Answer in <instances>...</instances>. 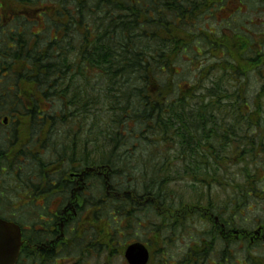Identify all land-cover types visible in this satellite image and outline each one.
<instances>
[{
  "label": "trees",
  "instance_id": "1",
  "mask_svg": "<svg viewBox=\"0 0 264 264\" xmlns=\"http://www.w3.org/2000/svg\"><path fill=\"white\" fill-rule=\"evenodd\" d=\"M255 4L256 0H249L252 8ZM213 5L226 8L225 0H0L1 10H8L6 19L33 24L43 18L56 34L51 37L54 40L50 36L41 38L40 33L18 32L7 36L16 46L17 55L22 54L24 60L30 58L26 62L29 71L33 69L43 81L42 85L34 84L39 82L38 78L25 76L27 68L23 67V89L35 86L36 94L53 99L52 132L47 128L49 124L43 123L44 115L43 120L37 115L28 120L39 131L41 149L45 148L42 139L49 138L51 133L58 135L53 139L55 154L41 162L43 169L50 168L47 165L51 162L69 165L101 162L113 169L110 176L114 188L127 191L128 185V190L139 197L153 198L169 210L190 204L194 199L209 203L211 187L223 189L231 212L237 213L241 205L245 207L247 199L242 197L243 187L237 181L238 167L228 166L229 158L230 162L238 159V144L229 142L227 137L238 138L230 136L238 132L231 119L244 121L241 117L244 103L256 115H264V106L258 98H247V90L236 84L237 75L233 74L246 75L263 61L255 54L252 43L201 26L202 14H208ZM42 40L46 42L43 45L49 42L56 48L40 51ZM31 41L37 43L36 48H30ZM26 63L23 61V65ZM183 64L193 67L182 71ZM193 71L195 81L184 84L177 80L181 73L191 76ZM0 94L8 99L7 104L1 100V105L16 106L13 111L23 107L14 105L15 94L9 93L5 85L1 86ZM23 97L29 99L24 92ZM93 107L95 116L97 112L103 115L102 121L108 125H101L94 115L91 121ZM24 112L28 111L22 108L20 113ZM245 124L254 129L253 123ZM257 129L264 130V123H258ZM231 170L234 176H230ZM15 179L13 176L7 180L14 183ZM180 180L184 190L198 185L206 195L201 193L198 199L177 193L170 185ZM28 181L20 179L25 187L32 183ZM103 196L102 212L112 201ZM113 203L121 216L129 215L127 202ZM114 208L109 213L113 222ZM154 208L150 201L148 213L142 218L153 216ZM142 211L135 214L141 215ZM166 217L172 216L159 215L150 228L154 234L164 235L161 244L173 247L174 238L182 235L183 223ZM224 219L235 228L245 224L239 214ZM253 222L255 225L249 221V226L256 228L264 225V218ZM107 229L111 235L106 234L105 243L110 245L113 230ZM206 231L205 239L198 242L204 243L200 248L206 247L198 250L199 262L212 250L207 243L214 242L215 246L219 243L218 238L213 239V232ZM236 243L232 240L229 245L230 254H226L229 264H264L263 256L251 252L254 247L241 249ZM220 249L223 250L222 246ZM240 253L244 257L239 258Z\"/></svg>",
  "mask_w": 264,
  "mask_h": 264
},
{
  "label": "flooded vegetation",
  "instance_id": "2",
  "mask_svg": "<svg viewBox=\"0 0 264 264\" xmlns=\"http://www.w3.org/2000/svg\"><path fill=\"white\" fill-rule=\"evenodd\" d=\"M233 4L235 3H227L226 8H217L213 5L212 8L216 10H211V8L208 16L210 15L214 20L212 22L217 24L219 21H226L227 13L233 11ZM252 9L256 11V32L254 36H249L242 31L226 32L223 30L219 32L217 24L210 26L208 24L207 27H210L208 29L214 33L217 31L222 36L239 37L241 42H250L254 45L255 54L261 56L262 64L247 72L246 75L233 74L237 76H234L235 80L233 78L232 80L240 88L247 90L246 94L249 100L258 98L260 104L264 106V0H256L255 8ZM236 13L237 10L233 11L232 15ZM3 54L7 55H4V58L8 59V53L5 51ZM3 62L5 61H0V92L2 85H7L10 89H18L14 105L27 107L29 103L22 98L20 91V87H22V72H20L22 67L15 66L18 69L14 71V69H10L11 66L3 67ZM252 88L255 90V95L249 97L248 93ZM4 97V94H0V101L2 100L7 104L8 99ZM37 102L40 103V101ZM48 103L49 105L53 104L51 100ZM40 108L42 112L45 111L42 106ZM250 108H252L250 105L244 103L241 106V114L243 115L241 117L246 123L247 121L253 123L254 129L246 125L247 129L244 131L230 134V136H238L237 139L227 137L229 142L238 144V159L231 163L228 157L230 163L228 166L238 167L240 173L239 184L243 187L241 194L245 200L247 199L244 202V205L247 203L246 206L241 205L238 207L237 213L231 212L227 206L229 201L226 199V194L221 189L220 193L224 195V199L212 201L208 197L209 203L205 205H200L202 203L197 200L194 205H181V210L176 211L178 223H183V220H193L194 216L210 219L212 223L214 218L220 220H218L217 226L212 227L213 239L218 238L219 243H217V246L214 245V242L207 243V246L211 245L212 250L202 257L201 262L198 260V250L206 248H200V246H204V243L194 241L180 243L181 248H172L171 244L157 243L154 245L156 247H152V243L146 244L141 240L131 239L128 228L121 225L109 229L113 230V242L108 245L105 243V236L106 234L111 235V233L106 232L108 229L102 226L103 175L87 171V167L96 165L76 163L70 167H64L66 164L64 162H51L47 165L50 166L47 170L43 169L41 163L34 164L35 177L30 178L31 181L33 180L31 189L22 195L23 203L19 207L24 209L23 213L25 215L30 214L33 221L30 226H20L22 245L16 264H112L116 257L120 259L121 264H129L125 259V250L130 244L139 241L149 252V259L146 264H229L226 254L227 252L230 254L229 245L232 240L237 241L238 243L235 245L241 247V249L242 247H248V249L255 246L258 248L264 247V225H258L256 228L249 226L250 218L259 217L257 215L259 209H261L262 214L259 218H264V130L257 129L258 123H264V115L253 114ZM51 118V116L45 115L43 123L50 124ZM5 119L9 123L14 122L11 117ZM38 119L43 120L41 117H38ZM112 171L113 169L110 172L112 173ZM211 185L213 184L211 183ZM216 188L211 187L208 194L212 195L217 192ZM120 189L113 187L111 179L110 191L112 190V192L107 196L115 204L127 202L129 214H135L137 209H134V207L137 206H139V210H143L144 207L150 204V201L153 202L154 206L159 204L157 206L159 211L163 209L161 215L166 212L170 213L166 206L160 205L153 198H142L133 190L124 191ZM7 190L4 191L0 188V217L7 216L6 218L12 219L13 217L7 214L8 206L3 201ZM253 204L260 206L257 211L255 207H252ZM30 205L32 211L27 208ZM215 205L217 209L214 208ZM255 213V217H251ZM236 214L243 217L245 224L238 228L235 233L236 230L233 229L234 227L231 226L230 222L223 220H225V217H235ZM113 216L116 223H119L121 214L117 206ZM220 246H222V251ZM169 250L176 251V254H167ZM156 254L159 255L158 259H154Z\"/></svg>",
  "mask_w": 264,
  "mask_h": 264
},
{
  "label": "rangeland",
  "instance_id": "3",
  "mask_svg": "<svg viewBox=\"0 0 264 264\" xmlns=\"http://www.w3.org/2000/svg\"><path fill=\"white\" fill-rule=\"evenodd\" d=\"M225 2L227 4L228 0H225ZM209 8L211 9L212 7H209ZM209 8H206V9H209ZM232 8H233V11L237 10V13L232 15L233 11L228 12L226 21H219L218 24L214 23V22H212V21H214L213 18L210 15L208 16V14L206 12L207 15L202 14L203 19L199 20L200 22H202V25L198 21H197V23H198V25L204 26L206 28H210V27H207L208 24H209V26L213 25V24H217V28H218L219 32H221L223 30L226 32L242 31L249 36H254V34L256 32V27H255L256 11H255V9H252V5H249V0H238L237 3L233 4ZM239 9H241V10L239 11ZM211 10L215 11L216 9L212 8ZM6 15L8 16V10L6 8L4 10H1V8H0V61L1 62L5 61L2 63V64H4L3 67L11 66V68L14 69V71H15L18 68L16 69V67H15L16 65L12 64L14 62L10 61V58L14 57V54L11 52L12 49L10 48L6 51L8 53V56H9L8 59H5L4 58L5 54H3V52H5V50H6L4 48H5V46H7V43H8V41L6 40V35H5L6 33H9V34L14 33V32L15 33L26 32V34L27 33H40L41 38H43V37L49 38V36L51 38V37H54V35H56V34L54 32L53 27L50 26L48 28L49 25H48V21H46V19L40 18V19H37V21L34 22L33 24L32 23L25 24V22H23L21 19H15L13 21L10 19V17L8 19H6L7 18ZM205 16L207 18L206 20H205ZM50 40H54V39L51 38ZM252 42H254V41L252 40ZM45 43L46 42H44V40H42L41 42L39 41V50L40 51H45V50H51L52 51L53 49L56 48L55 44L53 45L52 43L50 44L48 42L46 45H43ZM8 45H9V43H8ZM29 45H30V48H34L37 45V43L35 44L34 41L33 42L31 41L29 43ZM49 46L52 49H49L50 48ZM46 47H47V49H46ZM5 56H7V55H5ZM20 57H22L21 63H23V61L26 63V62H29V60H30L29 57H26L27 59L25 58V60L23 59L22 55H20ZM21 63L19 62V65H22ZM22 66L26 67L29 65H28V63H26V65L24 64ZM191 67H193V66L183 64L181 66V69H182V71H188ZM191 73H192L191 76L189 75V73H186V74L181 73V75L178 76L177 80L182 81L184 84H188L191 81H195L196 76L195 75L193 76L194 71ZM26 75L32 76V72L26 71L25 76ZM214 76H212V79H215ZM24 89L27 90V89H29V87L25 86ZM28 93H31V91H29ZM197 94H200V92H198ZM254 95H255V90H254V88H252L249 91L248 96L252 97ZM45 100L50 102V100H48V99H45ZM46 101H44V100L40 101V103L44 109L48 108V102H46ZM31 104L32 103H30V105ZM15 108H16V106H11V105H8V106L7 105H1L0 106V178L5 179V180H0V188L4 191L6 189H8V191H6V198L8 200V205H7L8 206V212H7L8 215L15 218L16 220L20 221L23 226H29V223L31 221H33V218L31 217L30 214L25 215L23 213L24 209L19 207L23 203L22 195L31 189L30 178L35 177L34 164L35 163H41L42 161L49 159L50 154H52V153L55 154L54 150L52 149L53 145H54L53 139H56V136H58V135L57 134L55 135V133H51L49 135V138L45 137L44 139H42L41 140L42 147H45V148L41 149L38 146V143L40 141L37 142V140H38L37 136L39 135V131L37 130V128L32 123H30L28 121V120L32 121L35 118L36 113H37L36 110L35 111L33 110L34 114L31 113L33 111H31V112L28 111V112L23 113L24 116L23 115L19 116V112L15 113V111H13ZM19 110H21V108ZM95 112H96L95 108L93 107L92 112L90 113L91 121L94 118H95V120L99 118L101 120V125L105 124L102 121L104 116L99 114L98 112L96 113V116H95ZM13 113L20 117V119H19L20 122L18 121L15 124H12L11 122L8 124H4L3 123L4 115L5 114L11 115ZM92 115H94V118ZM223 117H224V115H223ZM231 121H233V123L237 124V127H238L237 131L238 132L244 131L246 129L245 128L246 124L244 121L237 120V119H231ZM105 125H108V124H105ZM53 129L54 128H52L50 132H52ZM83 137H85V136H83ZM69 153H70V150H69ZM138 159L140 160L139 157H138ZM236 160L237 159H231V162L236 161ZM225 161H227V159H225ZM72 165H74V164L71 163L69 165L66 163L64 165V167H68V166H72ZM1 169H6V172L5 173L2 172ZM201 172L202 171H200V173ZM7 173L10 175H8ZM14 173H16V174H14ZM234 174L235 173H233L231 170L230 176H234ZM13 176L16 177L15 183H11L10 181L7 180L8 178H12ZM20 179L23 181L29 180L27 183L30 184V186L25 187L24 185H22V182H18ZM182 180L178 181L177 183H173V184L171 183L170 187H172L173 190L177 191V193L178 192L186 193L185 196L190 197V198H198L199 199L202 196V195H200L201 193L203 195H206L203 193V191L201 190V188L198 185L196 186V188H186L184 190V185L182 184ZM237 181H239L238 177H237ZM190 184H192V180H191ZM126 187H127L126 188L127 190L130 188V186H128V185ZM216 191L217 192H214V194H212V195L208 194V197H210L209 200L218 201V200L224 199V195H222L220 193L221 189L220 188L216 189ZM104 194L105 193H104V188H103V195ZM103 198H105V197L103 196ZM112 201L108 202L104 206L105 212H104V210L102 212L103 227L105 226L106 228H111L113 226H119V225L125 226L128 228L129 233H131V239L141 240L146 244L152 243L151 244L152 247H156L154 245L161 242L160 238L164 237V235L162 234V236L160 237L159 234H154L152 232V230H154V229L150 228L152 226V223H157L158 216L159 215L161 216V211L163 209H161L160 211L157 209V206L159 204L155 205V208H154L155 210L153 212V216L148 215L147 218H145V219L142 218V216H144L147 212V210H146L147 207H144V209L142 211L143 214H141V215L129 214L126 218L124 216H120L121 220L119 221V223H116L115 220H114V222L112 221L111 216L109 214L113 211V206H115L114 210H116V205H114V203ZM193 202H195V199L193 200ZM196 203H198V202H196ZM203 203H204V201H203ZM194 204L195 203H192L191 205H194ZM252 207H255V209L257 211L258 207H260V206L253 204ZM27 208L30 209V211H32V208H30V207H27ZM136 209H137L136 211H138L139 206H137ZM170 211H171V215L168 213H165V214L162 213V215L170 216V217L172 216L171 218L166 217L168 219H178L177 218L178 214L176 213V210L172 209ZM260 211H261V209H259V212L257 213V215H259V217H261V215H262ZM107 214H109V215H107ZM255 215H256V213L252 214L251 217H255ZM259 217H255L256 218L255 220H259ZM255 220H253V218H250L249 219L250 224L255 225V223L253 222ZM110 223H112V225ZM182 226H183L182 235L180 237L177 236L176 238H174V240L172 241L173 242L172 248H181L182 246L180 245V243H187V242H191V241L200 242L201 238L203 241L205 239V233H207L206 230H209L208 225L206 223L200 221L199 219H196V216L193 217V220H183ZM161 232L162 231H160V232L158 231V233H161ZM251 252L254 254V256H263L264 257V247L258 248L255 246L251 250ZM168 253L170 255H174V254H176V251H170L169 250V251H167V254ZM242 257H244V254L240 253L239 258H242ZM158 258H159V255L156 254L154 259H158ZM112 264H121L120 259L118 257H116L114 260V263H112Z\"/></svg>",
  "mask_w": 264,
  "mask_h": 264
},
{
  "label": "water",
  "instance_id": "4",
  "mask_svg": "<svg viewBox=\"0 0 264 264\" xmlns=\"http://www.w3.org/2000/svg\"><path fill=\"white\" fill-rule=\"evenodd\" d=\"M99 169H104V167ZM106 182L108 184V180ZM20 245V229L18 225L0 219V264H15ZM125 258L129 264H146L148 252L141 243H134L126 249Z\"/></svg>",
  "mask_w": 264,
  "mask_h": 264
},
{
  "label": "bare ground",
  "instance_id": "5",
  "mask_svg": "<svg viewBox=\"0 0 264 264\" xmlns=\"http://www.w3.org/2000/svg\"><path fill=\"white\" fill-rule=\"evenodd\" d=\"M36 78H39V77H36ZM37 84L42 85V84H43V81L40 79L39 82H38Z\"/></svg>",
  "mask_w": 264,
  "mask_h": 264
}]
</instances>
